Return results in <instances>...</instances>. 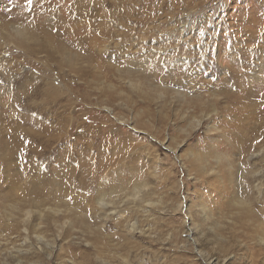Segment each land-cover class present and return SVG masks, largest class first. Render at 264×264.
Returning <instances> with one entry per match:
<instances>
[{
  "label": "rangeland",
  "instance_id": "rangeland-1",
  "mask_svg": "<svg viewBox=\"0 0 264 264\" xmlns=\"http://www.w3.org/2000/svg\"><path fill=\"white\" fill-rule=\"evenodd\" d=\"M263 14L0 0V264H264Z\"/></svg>",
  "mask_w": 264,
  "mask_h": 264
},
{
  "label": "bare ground",
  "instance_id": "bare-ground-1",
  "mask_svg": "<svg viewBox=\"0 0 264 264\" xmlns=\"http://www.w3.org/2000/svg\"><path fill=\"white\" fill-rule=\"evenodd\" d=\"M146 11V10H145ZM248 16V15H247ZM143 18V17H142ZM261 18H262V20H264V14L263 15H261ZM254 21V20H253ZM171 22V21H170ZM249 22V21H248ZM257 22V21H256ZM262 24H264L263 22L261 23V24H255V25H253V24H251V26H250V24L249 25H247V26H249V27H244L245 29H243V31L245 32H247V31H249V33H246V35H248V37H250V38H252V39H255L256 40V44H255V47H257V46H259L260 45V43H263L264 42V35H262L261 34V27H262ZM244 25H246V24H244ZM218 28V27H217ZM18 32V36H20V33H21V31H17ZM187 32H189V31H187ZM173 33V32H172ZM184 33H186L185 31H184ZM199 33V32H198ZM203 33V32H202ZM184 36V35H183ZM202 36V35H201ZM260 37H261V39H260ZM246 39H248V38H246ZM263 39V40H262ZM251 40V39H250ZM252 41V40H251ZM255 42V41H254ZM262 45H264V44H262ZM251 49V48H250ZM257 51V50H256ZM259 52V51H258ZM255 53V52H254ZM259 55H263L264 56V52H262V53H260L259 52ZM251 56V55H250ZM255 56V55H254ZM244 57H247V56H245L244 55ZM247 61H250V60H247ZM247 65V64H246ZM247 68V67H246ZM263 87V86H262ZM30 213V212H29ZM24 218H25V216H24ZM23 220V219H22ZM25 229V228H24ZM126 261V260H125ZM132 263V261L130 262V261H128L127 263H124V264H131ZM144 262H140V261H138V262H135V263H133V264H143Z\"/></svg>",
  "mask_w": 264,
  "mask_h": 264
},
{
  "label": "snow or ice",
  "instance_id": "snow-or-ice-1",
  "mask_svg": "<svg viewBox=\"0 0 264 264\" xmlns=\"http://www.w3.org/2000/svg\"><path fill=\"white\" fill-rule=\"evenodd\" d=\"M28 2H29V3H31V2H32V0H28ZM69 199H71V197H69Z\"/></svg>",
  "mask_w": 264,
  "mask_h": 264
}]
</instances>
